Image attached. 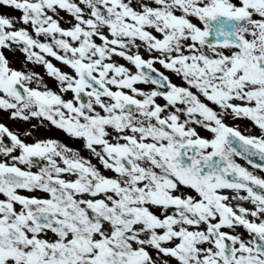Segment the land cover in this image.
I'll return each mask as SVG.
<instances>
[{"label":"snow or ice","instance_id":"6c2138e0","mask_svg":"<svg viewBox=\"0 0 264 264\" xmlns=\"http://www.w3.org/2000/svg\"><path fill=\"white\" fill-rule=\"evenodd\" d=\"M0 264H264V0H0Z\"/></svg>","mask_w":264,"mask_h":264},{"label":"rangeland","instance_id":"374dc122","mask_svg":"<svg viewBox=\"0 0 264 264\" xmlns=\"http://www.w3.org/2000/svg\"><path fill=\"white\" fill-rule=\"evenodd\" d=\"M3 11H6V12H11L10 9H4ZM14 15H18V13H13Z\"/></svg>","mask_w":264,"mask_h":264}]
</instances>
